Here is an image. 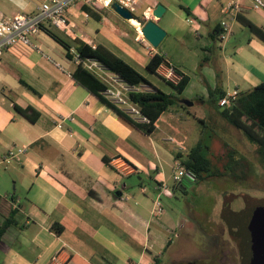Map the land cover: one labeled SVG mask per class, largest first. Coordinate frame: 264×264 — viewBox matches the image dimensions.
Masks as SVG:
<instances>
[{"label":"crops","instance_id":"crops-1","mask_svg":"<svg viewBox=\"0 0 264 264\" xmlns=\"http://www.w3.org/2000/svg\"><path fill=\"white\" fill-rule=\"evenodd\" d=\"M41 1L0 0V17L33 12ZM230 1L140 0L141 14L158 4L166 8L160 17L152 16L167 31L158 47L139 35L131 22L126 30L120 28L119 14L113 8L100 11L79 2L69 8V31L54 29L66 39L79 37L93 46L102 43L136 69H145L147 74L143 75L151 84L135 86L101 63L88 66L108 85L104 94L109 99L137 120H145L129 100L130 91H153L155 86L176 94L161 78L167 64L159 66V75L146 69L155 53L189 76L178 96L179 100H192L193 105H204L207 100L203 92L192 89L195 78L187 71L196 65L192 49L212 51L214 41L221 43L225 69L220 76L204 69L211 88L214 76L217 88L225 93L236 88L241 92L264 81V42L252 32H245L246 26L238 19L224 14L223 6ZM10 2L15 8L9 7ZM241 5L243 18L264 27V7L255 8L253 0H241ZM187 16L196 24L191 25ZM236 33H245L247 43L232 48L229 43ZM125 39L130 42L126 46ZM32 42V47L11 46L1 54L0 156L16 146L25 145L27 151L12 166L25 187L24 199H4L6 214L0 212L2 223L11 209H17L15 223L0 239V264H155L156 258L162 263L165 252L161 247L166 238L151 230L156 216L152 213L154 200L170 191L168 180L173 178L175 162L185 159L202 139H190L192 132L201 134V129L197 130L193 120L185 116V108L178 104L160 116L153 133L135 128L74 79L78 62L68 56L65 46L45 31L35 34ZM70 52L74 55L73 49ZM240 84L248 87L244 89ZM117 89L122 92V100L112 94ZM16 104L33 106L40 112L39 118L29 120L17 111ZM196 119L205 123L206 118L202 115ZM6 173L0 175V181ZM144 177L155 181L151 191ZM222 177L228 178H215ZM194 182L197 179L186 174L175 188L186 192ZM195 210L192 207L191 211ZM162 222L171 229L177 225L170 217L163 216ZM198 222V230L208 228L213 236L216 227H212L210 219H205L204 229ZM54 223L63 226L61 233L51 229ZM184 223L178 226L182 240L190 244L192 230L187 219ZM167 244L172 245V239Z\"/></svg>","mask_w":264,"mask_h":264},{"label":"rangeland","instance_id":"rangeland-1","mask_svg":"<svg viewBox=\"0 0 264 264\" xmlns=\"http://www.w3.org/2000/svg\"><path fill=\"white\" fill-rule=\"evenodd\" d=\"M8 5L15 8V5L11 2ZM138 14H141V10H138ZM119 17L121 24L119 27L126 30L125 28L129 26L128 22L130 21L120 15ZM244 28L245 32H251L247 27ZM128 37L132 39L133 36L129 33ZM246 37L245 33H236L232 36L229 45L232 48H235V45L239 47L240 43H247ZM129 43V40L125 39L123 45L126 46ZM214 44L218 45H215V48L213 47L215 52L213 49L212 51L200 48L192 49V54L196 55V65L187 69L190 76L195 78L192 89L203 92L204 99L207 102L205 101L204 105L196 103L189 106L188 110L184 109L186 110L185 116L193 120L198 131L201 129V134L192 132L190 139H198L202 136L203 153L212 160L213 169H221L225 162L230 159L231 154L233 158L237 156L238 160L241 159L246 162L249 165V170L246 173L244 170L241 171L242 167L239 169L241 175L246 174L244 178H231L229 176L228 178H215L212 171L207 172L203 180H197V182L189 184L186 187V192L181 188L176 189L174 179L169 178L170 191L161 193L163 216L172 218L177 225L171 229L162 222L163 216H154L151 226V230L158 231L166 238L165 245L161 247L165 252L161 264L189 263L195 258H210L212 256V253L216 250L214 241L217 236L212 238L208 232L198 230V221H200L201 229H204L205 219H210L212 227H216L217 222L224 224L225 221L228 222L229 220L231 223L234 219L241 217L251 219L260 217L261 213L264 215V165L261 163L255 148L249 144L244 134L221 115L220 112L224 107L216 106L210 99V91L217 88L218 83L216 76L211 77V84L213 85V88H211L210 83L205 79L206 71L204 69L207 68L212 75L217 73L219 76L221 70L225 69L223 66V50L219 46L221 43L214 41ZM212 55L215 59L214 64L212 63ZM139 71L144 75L147 74L145 69L141 68ZM240 85L244 89L248 87L245 84ZM203 86L206 90H203ZM197 94L198 92L194 95ZM202 115L206 118L205 123L200 122L198 119L195 120L196 116ZM187 147L189 146L187 145ZM14 162L17 161L14 160L12 164L10 163L11 165L0 166V175L7 172L0 181L1 214H6L7 205L4 199L11 200L13 196L15 199H24L25 187L12 169ZM167 172H170V168L167 169ZM133 178L137 180L138 177ZM144 179L147 189L151 191L155 181L145 177ZM171 192L172 194L169 195ZM192 207H195L196 210L191 211ZM184 219L188 220V225L192 230L190 244H185L182 240V229L180 225L178 226L180 223L185 224ZM200 235H204V239H201ZM168 239L173 241L170 246L167 244ZM156 249H159V247L157 246Z\"/></svg>","mask_w":264,"mask_h":264},{"label":"trees","instance_id":"trees-1","mask_svg":"<svg viewBox=\"0 0 264 264\" xmlns=\"http://www.w3.org/2000/svg\"><path fill=\"white\" fill-rule=\"evenodd\" d=\"M237 19L244 26L248 27L253 35L264 42V27L257 25L247 18H243L240 14ZM42 29L68 49L67 54L70 58H74V55L70 52L72 49L74 53L77 54L79 62L72 74L74 79L88 88L103 103L113 109L122 118L129 121L135 128L147 134H151L157 128V120L171 105L178 104L185 109L188 108L186 105L179 102L178 95L182 93L188 84L189 76L178 71V69L174 67L176 73L180 76L176 82H172L162 76L161 78L167 81L176 94L167 93L155 86H153V91L134 90L129 92V100L137 105L140 114L145 119L137 120L104 94L108 85L94 71L86 66L85 63L89 58L96 59L130 85L138 86L142 83L151 84L138 69L102 43L93 46L79 37L66 39L50 26L44 25ZM162 64L168 65L167 59L163 55L155 53L150 57L146 69L152 73L158 74V68ZM23 83L25 84V82ZM26 85L29 86L27 83ZM225 94V91L221 88L211 90V102L219 106L218 101ZM16 109L31 121H36L40 116V112L31 105L23 107L16 104ZM220 113L231 125L244 134L249 144L255 148L261 163L264 165V81L247 90L239 92L236 101L231 106L224 107ZM237 158V156L233 158V155L230 154V159L225 162L221 169H213L212 160L203 153L201 139L190 149L187 157L183 159L182 162L187 169V173L197 180H203L205 173L210 171H212L215 177L229 176L231 178H244L246 174L243 176L239 172L244 170L247 173L249 165ZM105 160L108 161L109 159L105 158ZM241 167L242 170L239 171ZM16 211L17 209H11L5 222L0 223V239L7 228L15 223L14 214ZM51 229L58 234L63 230V226L59 223H54ZM160 263L161 260L156 258L155 264Z\"/></svg>","mask_w":264,"mask_h":264},{"label":"built area","instance_id":"built-area-1","mask_svg":"<svg viewBox=\"0 0 264 264\" xmlns=\"http://www.w3.org/2000/svg\"><path fill=\"white\" fill-rule=\"evenodd\" d=\"M78 2L81 5H88L91 8L100 11L107 8H112L113 3H118L122 7H125L131 11L137 18L139 16H143L145 20L152 19L154 10L153 8H147L142 12V14H138L140 0H43L37 5L35 11L33 12L17 13L12 16L5 15L0 17V62L3 50L8 47H32V37L35 34L43 31L42 27L44 25L68 32L70 27L68 11L73 4ZM253 5L255 8L264 7V0H253ZM241 11V0H232L223 6L224 14L232 20H237V17ZM85 15L88 17L87 13H85ZM187 21L191 25L196 24L195 20L190 16H187ZM134 26L139 35H143V24L139 21V23ZM223 26L227 29L229 28V25L226 22H223ZM225 36V34H222V37ZM74 59L79 62V58L75 53ZM97 63L101 62L96 59L89 58L85 65L92 68L93 66H97ZM161 73L166 79L173 82H176L180 78L173 66L167 65ZM239 92L240 91L237 88L227 92L219 99L218 105L221 107L231 106L236 101ZM121 93V90L117 89L113 91L112 94L113 96L119 97L122 100ZM26 151L27 146L25 145L16 146L9 149L5 154L0 156V166L8 165L14 160L21 161V158L26 153ZM186 174H188L187 169L182 160H177L173 170V179L176 186L182 183ZM164 189L165 188H163V190ZM143 190L146 191V188L144 187ZM162 211L163 206L161 197L158 196L154 200L152 213L153 215L159 216Z\"/></svg>","mask_w":264,"mask_h":264},{"label":"water","instance_id":"water-1","mask_svg":"<svg viewBox=\"0 0 264 264\" xmlns=\"http://www.w3.org/2000/svg\"><path fill=\"white\" fill-rule=\"evenodd\" d=\"M112 8L121 17L127 20L138 19L142 24V33L144 37L154 47H158L161 41L165 38L167 31L159 25L154 19L145 20L143 16L138 18L128 9L122 7L118 3H113ZM165 6L158 4L154 10L155 18L160 17L165 12ZM186 106L193 105V101L182 98L179 100ZM233 223V224H232ZM231 224L241 228L240 235L241 242V264H264V215L261 213L260 217H253L246 222L244 217L235 219ZM244 229V226H247Z\"/></svg>","mask_w":264,"mask_h":264},{"label":"flooded vegetation","instance_id":"flooded-vegetation-1","mask_svg":"<svg viewBox=\"0 0 264 264\" xmlns=\"http://www.w3.org/2000/svg\"><path fill=\"white\" fill-rule=\"evenodd\" d=\"M235 220V219H234ZM233 220V221H234ZM250 219H245L249 222ZM232 221V222H233ZM229 222V223H228ZM216 225V232H214L212 238L217 236L214 241L216 250L212 253L210 258H195L189 263H176V264H241V242L242 237L239 236L243 231L238 226L232 225L230 221ZM247 226H244L246 229ZM209 232V229L206 230ZM201 239H204L200 235ZM210 260V261H209Z\"/></svg>","mask_w":264,"mask_h":264},{"label":"bare ground","instance_id":"bare-ground-1","mask_svg":"<svg viewBox=\"0 0 264 264\" xmlns=\"http://www.w3.org/2000/svg\"><path fill=\"white\" fill-rule=\"evenodd\" d=\"M130 22L134 25H137L139 23L137 19H131Z\"/></svg>","mask_w":264,"mask_h":264}]
</instances>
